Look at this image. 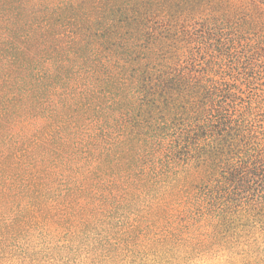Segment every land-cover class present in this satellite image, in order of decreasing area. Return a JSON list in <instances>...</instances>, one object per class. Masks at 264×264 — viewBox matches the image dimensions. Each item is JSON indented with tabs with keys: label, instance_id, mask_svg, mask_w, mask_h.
<instances>
[{
	"label": "trees",
	"instance_id": "obj_1",
	"mask_svg": "<svg viewBox=\"0 0 264 264\" xmlns=\"http://www.w3.org/2000/svg\"><path fill=\"white\" fill-rule=\"evenodd\" d=\"M262 59L264 0H0V257L264 224Z\"/></svg>",
	"mask_w": 264,
	"mask_h": 264
},
{
	"label": "clouds",
	"instance_id": "obj_2",
	"mask_svg": "<svg viewBox=\"0 0 264 264\" xmlns=\"http://www.w3.org/2000/svg\"><path fill=\"white\" fill-rule=\"evenodd\" d=\"M264 63V59L260 61ZM15 241L0 264H115L100 250L99 238L80 234L68 243ZM210 254V255H209ZM127 264H264V224L245 220L231 235L184 229L163 242H142L124 254Z\"/></svg>",
	"mask_w": 264,
	"mask_h": 264
}]
</instances>
